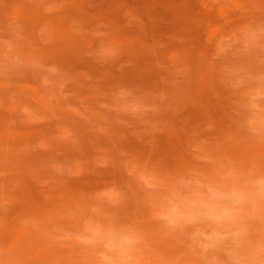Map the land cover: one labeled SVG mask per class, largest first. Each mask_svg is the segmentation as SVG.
<instances>
[{"label":"rangeland","instance_id":"1","mask_svg":"<svg viewBox=\"0 0 264 264\" xmlns=\"http://www.w3.org/2000/svg\"><path fill=\"white\" fill-rule=\"evenodd\" d=\"M0 264H264V0H0Z\"/></svg>","mask_w":264,"mask_h":264}]
</instances>
